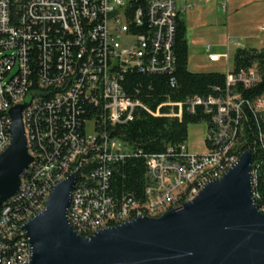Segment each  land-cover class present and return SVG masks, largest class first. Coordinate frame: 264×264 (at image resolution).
Here are the masks:
<instances>
[{"label":"built area","instance_id":"obj_1","mask_svg":"<svg viewBox=\"0 0 264 264\" xmlns=\"http://www.w3.org/2000/svg\"><path fill=\"white\" fill-rule=\"evenodd\" d=\"M206 0H0V153L10 143L8 110L25 100L23 124L33 161L22 172L18 190L0 207V264H30L24 223L40 212L53 187L76 175L67 211L83 237L101 227L137 216H158L192 199L210 180L238 160L237 141L246 119L244 107L264 112V97L244 99L259 79L255 67L226 74V88L208 97L189 96L155 107L131 94H144L133 71L168 75L175 86L173 53L179 12ZM227 0L222 3L226 10ZM264 31V27H261ZM228 46L245 47L228 35ZM210 61L229 60L213 53ZM181 116L197 107L210 115L206 150L189 153L186 143L146 156L144 200L108 193L111 165L133 151L112 135L137 111ZM177 107V110H175Z\"/></svg>","mask_w":264,"mask_h":264},{"label":"water","instance_id":"obj_2","mask_svg":"<svg viewBox=\"0 0 264 264\" xmlns=\"http://www.w3.org/2000/svg\"><path fill=\"white\" fill-rule=\"evenodd\" d=\"M25 100L8 110L10 143L0 153V207L14 195L33 161L28 151ZM251 149L222 176L180 206L98 228L87 237L69 223L76 175L59 181L44 208L28 219L30 264H264V211L254 198Z\"/></svg>","mask_w":264,"mask_h":264},{"label":"trees","instance_id":"obj_3","mask_svg":"<svg viewBox=\"0 0 264 264\" xmlns=\"http://www.w3.org/2000/svg\"><path fill=\"white\" fill-rule=\"evenodd\" d=\"M173 53L175 58V86L170 87L168 75H147L140 72L127 74L128 80L136 86L142 83L146 89L144 94H131L155 107L170 100L178 103L189 96L208 97L216 95L215 88L220 92L226 88V74L218 71L193 72L188 69V43L186 26L177 17L174 36ZM255 67L259 79L248 88L237 84V91L242 98L252 100L257 96L264 97V45L261 48L238 47L232 58V71ZM167 107H162L158 115L137 111L124 124L111 126L112 135L123 141L132 153L111 165L108 193L120 201L123 196L136 200H144L146 183V156L159 154L168 147L178 146L187 140L190 123L204 122L208 127L210 115L204 114L197 107L195 114L182 110L181 116L165 115ZM177 110V107H175ZM246 119L240 132L236 147L240 152L251 149L254 154L252 177L254 183V198L257 206L264 211V112L261 116L253 114L244 107Z\"/></svg>","mask_w":264,"mask_h":264},{"label":"rangeland","instance_id":"obj_4","mask_svg":"<svg viewBox=\"0 0 264 264\" xmlns=\"http://www.w3.org/2000/svg\"><path fill=\"white\" fill-rule=\"evenodd\" d=\"M224 0H209L203 3V26L192 24V16L197 10V5L190 9L187 39L190 46L188 69L193 72L218 71L226 73L224 60L210 63L206 58V52L202 48L204 44L214 43L216 35L227 32L230 36L239 37L242 46L261 48L264 45V0H229L227 15L221 3ZM219 4V5H218ZM225 34L219 41L225 40ZM196 41L197 44L193 43ZM223 50V48H215ZM235 46L229 50V67L232 69V58ZM207 126L204 122L190 123L188 126L186 145L189 153L200 154L206 150L204 137Z\"/></svg>","mask_w":264,"mask_h":264},{"label":"crops","instance_id":"obj_5","mask_svg":"<svg viewBox=\"0 0 264 264\" xmlns=\"http://www.w3.org/2000/svg\"><path fill=\"white\" fill-rule=\"evenodd\" d=\"M209 0H206V1H200V2H198V1H194L193 2V7L195 6V5H197L198 4V8H197V10L195 11V14H194V16H192V24H194L195 23V25L196 26H203V3H206V2H208ZM228 1L229 0H227V6H228ZM182 3H184V0H179V4H182ZM219 5V4H218ZM221 5H222V3H221ZM193 7L192 8H190V9H193ZM190 9H187V10H185V11H182V12H179V14H178V17H180L183 21H184V23H185V26H186V34H187V28H188V26H189V21H190V17L188 16V12L187 11H189ZM225 12H226V15H227V13H228V11H227V7H226V10H225ZM262 27H264V26H262ZM226 35L225 36V40L224 41H219V39H220V37L222 36V35ZM229 34L227 33V32H225V33H220L219 35H216V40L214 41V43H211L210 45H211V51L213 52V53H218V54H222V53H228V56H229V50H230V47H234V46H228V48H227V46H226V44H225V42H226V38H227V36H228ZM239 38V37H238ZM240 39V38H239ZM186 40H187V43H188V39H187V35H186ZM193 43H195V44H197L196 43V41H194ZM207 44H209V43H207ZM207 44H204V45H202V48L204 49V52H206V50H205V46L207 45ZM190 44L188 43V60H189V52H190ZM223 48V50H216L215 48ZM237 47L235 46V49H236ZM206 58L208 59V61L210 62V63H215V62H217V61H210L209 60V58H208V55H207V52H206ZM229 58H230V56H229ZM220 60H224V62H225V64H226V72L228 71V70H230L231 68L229 67V60H225V59H220ZM219 60V61H220Z\"/></svg>","mask_w":264,"mask_h":264}]
</instances>
